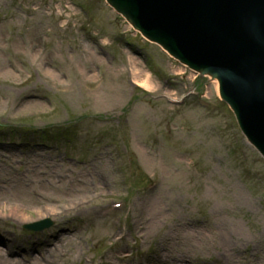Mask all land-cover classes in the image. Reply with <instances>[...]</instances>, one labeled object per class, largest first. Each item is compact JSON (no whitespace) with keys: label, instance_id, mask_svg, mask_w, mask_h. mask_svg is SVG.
I'll list each match as a JSON object with an SVG mask.
<instances>
[{"label":"rangeland","instance_id":"rangeland-1","mask_svg":"<svg viewBox=\"0 0 264 264\" xmlns=\"http://www.w3.org/2000/svg\"><path fill=\"white\" fill-rule=\"evenodd\" d=\"M139 69L150 74L152 89L136 83ZM216 86L141 36L105 0H0V165L15 161L21 171L36 154L70 175L94 166L89 206L123 204L104 218L81 208L74 219V211L47 212L51 207H33L25 221L0 218V253L13 241L12 257L47 264L43 241L81 224V243L63 264H132L122 253L152 264L168 226L195 223L190 228L209 234L223 218L248 237L234 244L232 264H264V159ZM27 101L36 105L26 109ZM230 175L253 209L219 194ZM156 209L164 219L137 237L134 220ZM46 217L54 225L44 231L23 227ZM203 246L191 251L194 264H230Z\"/></svg>","mask_w":264,"mask_h":264},{"label":"bare ground","instance_id":"bare-ground-1","mask_svg":"<svg viewBox=\"0 0 264 264\" xmlns=\"http://www.w3.org/2000/svg\"><path fill=\"white\" fill-rule=\"evenodd\" d=\"M242 5H245L249 12L255 13L258 9L261 10L264 7V0H233V5L231 6V8H233L232 12H237ZM217 9L221 10L218 14L219 17H221V12L223 11L222 5H219ZM244 14L245 9L237 13V16L240 17ZM219 17L217 16L215 20L221 21ZM204 21L205 19L201 23H204ZM183 38L184 41H186L187 37L183 36ZM222 61L223 60H221V62ZM215 62L213 61L211 63L207 60L204 65L208 68L212 67L215 69L220 59L218 58V62ZM136 75L140 78L137 79L136 82L139 86L147 90L153 88L151 76L148 72L139 69ZM260 81H255L256 85L264 87V81L262 80V83H260ZM215 84L218 89L217 82H215ZM258 96L264 101L263 93H258ZM253 97H256V87L252 92V98ZM33 105H36V102L27 101L26 109ZM210 161L214 164L212 159H210ZM63 162L67 166L71 165L69 162ZM59 164V161L45 159L44 156L39 158V155L35 154L34 158L26 161L21 171L18 170L21 165H17L15 161H12L9 166L6 167L0 165V203L4 205L3 208L0 209V218L7 220L8 218L15 217L19 218L20 221H25L23 218L24 214L29 212L33 207H51L52 209L48 208L47 212H55L58 211L59 208L66 209L67 211L71 210L75 212L72 214L74 219L77 217L82 218L79 213H81V208H83L85 212H93L95 218H104L109 212V204L100 203L95 207L89 206V203L94 200V186L91 185V180L98 175L96 168L94 166L90 168V166L86 164L84 165L86 171L81 170L80 174L70 175L71 169L62 170L58 167ZM211 172L212 175L216 172L215 165H213ZM101 175L100 173V176ZM221 185L223 187V193L219 192V194H225L226 198L233 204H242L244 207L247 206L253 209V200L247 196L236 181L234 175H230ZM18 203H21V207L17 206ZM9 212H12L13 215H10ZM164 217L162 210L156 209L151 216L148 215L138 220L136 218L133 225L135 228L134 234H136L137 237H141L144 234L148 235L152 233ZM230 222L231 221L223 218H217L214 223V229L210 230L209 234H202L204 230L201 229L200 226L197 228H190L191 226H195V223H192L191 226L186 222L180 225L172 224L168 226L166 231L161 234L159 243L162 249L155 253L153 256L154 262L152 264H194L196 259L192 258L191 251L198 250V247H202L203 244H205L203 249L210 252L217 251L218 259L223 260L227 258V260L230 261L228 263L232 264V254L239 249L234 244L238 242L241 245V241L248 237L245 236L246 234L243 235L241 230L242 225L238 223H233L232 225ZM62 228L66 231L56 233L49 239L43 241L42 248L51 251L48 256H51V261H48L47 264H63V260L60 259L70 257L75 252L76 245H80L81 243H77V240L80 238L79 235H81L84 230L81 224H75L72 227L63 226ZM180 241L185 242L184 244L187 248L185 245H179L177 249H173L172 246L182 244ZM72 242H75V244ZM69 243L73 246L69 247ZM12 244L13 241H9L5 246V255L0 253V264H23L17 258L11 256L13 252V248H11ZM206 246H209V249ZM125 256V253L120 254V260L124 262L130 261L132 264H142L140 260H125ZM261 256L264 259V252H262Z\"/></svg>","mask_w":264,"mask_h":264},{"label":"water","instance_id":"water-1","mask_svg":"<svg viewBox=\"0 0 264 264\" xmlns=\"http://www.w3.org/2000/svg\"><path fill=\"white\" fill-rule=\"evenodd\" d=\"M107 1L182 63L217 79L220 94L235 112L247 139L264 155V101L258 96L264 94V87L255 83L264 81V7L251 13L245 5L232 12L233 0ZM243 9L245 14L238 17ZM217 16L221 21L215 20ZM218 58L215 69L204 65L207 60L218 62ZM255 87L256 97L252 98ZM51 224L46 219L28 227L43 229Z\"/></svg>","mask_w":264,"mask_h":264}]
</instances>
